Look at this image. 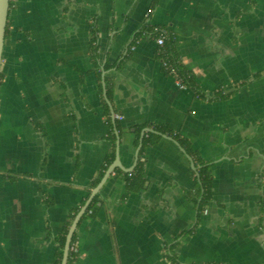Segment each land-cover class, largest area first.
<instances>
[{"label":"crops","instance_id":"obj_1","mask_svg":"<svg viewBox=\"0 0 264 264\" xmlns=\"http://www.w3.org/2000/svg\"><path fill=\"white\" fill-rule=\"evenodd\" d=\"M165 50L196 90L165 71ZM116 159L75 264H264V0L9 1L0 264H55ZM197 162L213 177L202 216ZM138 163L133 191L123 175Z\"/></svg>","mask_w":264,"mask_h":264},{"label":"trees","instance_id":"obj_2","mask_svg":"<svg viewBox=\"0 0 264 264\" xmlns=\"http://www.w3.org/2000/svg\"><path fill=\"white\" fill-rule=\"evenodd\" d=\"M8 27V21L6 26V32ZM5 32V33H6ZM167 62V67H164L165 71L168 74H174V76L181 78L185 84L191 86L193 89H197L194 85V81L190 73L187 72L186 68L183 66V64L179 61V59L174 55V53H167L165 50V59ZM149 144L152 143L150 140L152 137H155L154 135H149ZM190 151V150H189ZM193 155L192 153H190ZM114 156L111 157V162H113ZM108 167V166H107ZM106 167V169H107ZM198 167V185L199 187L196 189L195 194H190L191 198L190 200L194 203L198 210V216H202L203 213H205V210H207L208 205L211 203L212 200V191H213V177L211 173V166L199 163L197 162ZM104 169V171L106 170ZM104 171H101L99 173L96 180L93 181V183L90 185V190H93L101 181ZM125 177V180L130 188V190H140L143 187L144 179H143V166L141 163H138L137 168L134 172L131 174L123 175ZM86 202V199L82 201L81 206L74 209L69 216L68 222L65 225L63 232L56 238V245H57V251H56V260L55 264H61L63 260V252L64 247L66 243V237L68 234V231L70 229L71 223L73 222L75 216L78 214L80 209L84 206ZM102 201L99 199V196H96L93 202L89 205L88 209L86 210L83 218V221L92 220L96 217L99 210L101 209ZM76 234L73 236L72 243L69 250V256L67 259V264H75L76 260L78 258V255L76 253Z\"/></svg>","mask_w":264,"mask_h":264},{"label":"water","instance_id":"obj_3","mask_svg":"<svg viewBox=\"0 0 264 264\" xmlns=\"http://www.w3.org/2000/svg\"><path fill=\"white\" fill-rule=\"evenodd\" d=\"M9 1L10 0H0V70H1V63H2V55H3V46H4V40H5V32H6V26H7V21H8V12H9ZM138 156V155H137ZM119 160L116 159V161L111 165V167L108 169L107 173L105 174L104 178L101 180V182L93 189L91 194L88 197L87 202L85 205L80 209L78 214L75 216L70 229L68 231L67 237H66V243L64 247V252H63V260L61 264H67V259L69 256V250L70 246L72 243V239L74 236V233L76 231V228L83 217L84 213L88 209L89 205L93 201L96 195H98L100 189L104 185V183L107 181L111 173L117 169L121 168L119 165Z\"/></svg>","mask_w":264,"mask_h":264},{"label":"built area","instance_id":"obj_4","mask_svg":"<svg viewBox=\"0 0 264 264\" xmlns=\"http://www.w3.org/2000/svg\"><path fill=\"white\" fill-rule=\"evenodd\" d=\"M164 38L165 37L162 35V36H160L157 39L156 43H157V45H159V47H163L164 42H165L164 41L165 40ZM137 44H139V41H136V45ZM136 45L131 47V50L132 51H134L136 49ZM162 65H163V67H167V62L165 60H163L162 61ZM172 75H174V74H172ZM176 81H177V84H178L179 87H181V88L185 87V83H184V81L181 78H178L177 77L176 78ZM115 118L118 119V120H123V116H120V115L115 116ZM205 213H207V210H205Z\"/></svg>","mask_w":264,"mask_h":264}]
</instances>
